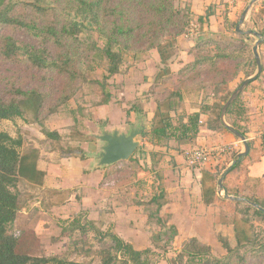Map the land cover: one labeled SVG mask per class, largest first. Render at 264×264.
Returning a JSON list of instances; mask_svg holds the SVG:
<instances>
[{"label":"rangeland","instance_id":"obj_1","mask_svg":"<svg viewBox=\"0 0 264 264\" xmlns=\"http://www.w3.org/2000/svg\"><path fill=\"white\" fill-rule=\"evenodd\" d=\"M67 1L15 0L19 4L36 5L44 9L65 7ZM173 1L178 10L189 14L191 21L180 37L169 36L165 39L162 45L167 58L165 63H162L157 49L139 44L134 37L130 51L124 53L119 74L109 77L107 62L97 61L92 52L86 65L85 81L74 97L55 112H51V108H54L58 97V79L44 84L40 81L43 77L40 73L35 74L37 81H32L35 71H28L26 67L10 64L0 58V93L19 84L22 87L32 84L31 89L52 93L49 108L42 112L39 119L26 107L23 118L0 124L3 132L23 141V154L33 150L38 152L37 166L44 173L40 185L23 180L19 186L23 210L18 215L15 230L21 248L29 254L55 255L80 263L98 264L97 252L111 248L112 243L109 239L96 238L92 231L86 238L79 239L77 236L70 239V218L78 214H82L81 218L86 215L93 221L98 232L112 231L137 250L147 251V257L153 264H178L179 253L193 238L210 246L213 255L221 258L225 252L220 239H227L234 247L236 229L249 230L242 221V209L223 197V192L221 195L218 186L221 176L215 180L214 173L205 171L212 166L209 165L211 161L226 155L224 149L230 150L232 142L228 140L216 139L217 144L212 148L201 145L199 141L190 146L168 142L155 147L141 136V145L132 160L120 162L115 167L97 165L96 158L104 145L97 137L115 129L129 133L141 125L147 128L145 133H148L154 124L157 100L162 105V112L166 113L168 105L164 99L170 94L182 93L183 101L177 103V111L172 113L173 120L177 122L178 117L189 116L201 109L206 113L202 117L205 125L207 120H214L217 116L216 106L221 100L245 80V75L241 73L234 81L215 92L212 78L203 75L194 80L185 79L182 73L195 61L216 53L210 38L219 40L227 14H230L232 21L239 22L243 10L252 0ZM260 4L262 0L254 5L240 27L252 51L258 40L246 32L255 30L249 18H253L252 12L257 7L260 10ZM209 9L215 15L205 19ZM49 14L46 15L48 20H56ZM28 15L36 14L28 12ZM201 17L204 20L200 22ZM139 20L137 17L136 23ZM85 24L87 29L81 35V40L96 45L98 50L105 47L106 41L99 37L91 25L88 26V22ZM1 32L9 34L7 28ZM229 37L235 42L240 41L235 35ZM246 70L253 74L257 71L250 67ZM250 91L242 94L248 96ZM106 94H110L107 103ZM135 109H140L141 114L136 115ZM226 122L230 125L232 119L226 118ZM243 128L245 131L248 128L249 133L245 137L249 141L254 137L252 124L247 128L244 125ZM48 132L57 134L59 140L48 137ZM233 138L230 137L231 140H237ZM238 142L239 150L243 152V144ZM195 146L216 150L200 167L201 176L184 166L187 164L186 152ZM77 148L80 153L79 150L75 151ZM140 148L144 151H139ZM118 170L122 171L119 175ZM136 172L140 177L142 175L138 183H135ZM109 173L113 175L107 179ZM132 187L138 190V193L134 191L137 193L135 197L143 205H136L137 201L132 199ZM210 187L222 197L218 202L207 204V190ZM161 191L165 192L166 202L160 214L163 222L159 223L158 218L149 221V214L155 215L156 212V206L151 205L150 200L154 195H160ZM254 224L264 229V222L256 220Z\"/></svg>","mask_w":264,"mask_h":264},{"label":"trees","instance_id":"obj_2","mask_svg":"<svg viewBox=\"0 0 264 264\" xmlns=\"http://www.w3.org/2000/svg\"><path fill=\"white\" fill-rule=\"evenodd\" d=\"M259 6L262 9L252 12L251 22L255 29L253 31H257L264 39V0ZM28 12L36 15L29 16ZM48 14L56 20H48L46 17ZM61 15L63 19L59 20ZM214 15L215 13L209 9L204 18L209 19ZM229 15L225 16L226 24L219 40L210 38L216 53L195 61L182 73L185 79L194 80L203 75L212 78L215 92L234 81L241 73L245 75V80L252 77L254 72H248L247 67L254 68L253 71L257 69L252 48L247 44L244 36L236 32L239 22L232 21ZM137 17L140 20L136 23ZM204 18L201 17L200 22ZM190 21L189 14L178 10L173 0H68L65 7L55 6L53 9L19 4L15 0H0V58L10 64L26 67L28 71H35L32 81L36 82L38 78L35 74L40 73L43 76L40 81L44 84L58 79L60 81L58 97L55 99L54 108H51V112H55L74 97L85 81L88 70L86 65L92 52L97 61L107 62L109 77L119 74L124 53L130 51L131 40L134 37L139 44L157 49L162 63H165L167 58L162 51L165 39L169 36L180 37ZM86 22L100 38L106 41L105 47L98 50L96 45H89L81 40V35L87 29ZM4 28L9 30V34L1 32ZM231 34L237 36L240 41L231 40L229 37ZM259 54L263 66L262 74L244 94L264 83V41L259 45ZM50 75L52 78H49ZM30 87H22L19 84L5 93L4 91L0 93V124L3 121L23 118L26 107L30 108L36 119H39L42 112L49 108L48 103L52 93ZM233 92L228 93L221 100L216 106L217 116L214 120H207L205 125L202 117L206 113L201 109L195 110L189 116L178 117L177 122L173 120L172 113L177 111V103L183 101L182 93L176 92L164 99L168 105L166 113L162 112V105L157 100L153 127L142 137H146L149 144L155 147H161L168 142L190 146L200 140L203 125L212 132L229 133L221 122V112ZM244 94L230 105L226 118L232 119L230 126L243 136H247L249 133L247 127L251 120L248 96ZM109 99L110 94H106L105 103ZM140 112V109L134 110L136 115L141 114ZM47 136L59 140V136L55 133L48 132ZM249 144L250 152L245 157L247 160H251L252 153L258 149L264 153V133L251 140ZM22 148L21 139L13 138L0 129V264H92L55 255L33 256L21 248L15 230L18 215L23 210L19 186L23 180L40 185L44 178V173L37 166L38 152L33 150L23 154ZM78 150L79 148L75 151ZM139 151L144 150L140 148ZM237 156L238 152L232 153L231 162L235 164L224 178L223 190L228 196L243 197L264 209V195H259L258 192L261 189L259 180L250 179L249 164L243 159L238 161ZM228 167L227 165L218 167L214 179H218ZM120 172L122 171L118 170L117 174L119 175ZM206 172L209 174L208 171ZM235 173L245 176V185L253 184L258 191L248 193V189H230L229 178ZM111 175L113 174L109 173L106 178L110 179ZM135 177L137 178L135 183H138L142 175L140 177L136 172ZM132 188H134L132 191L129 190L131 193L138 191L135 187ZM136 192L132 199L137 201L136 205H140L142 202H138L135 197L138 193ZM164 193L161 191L160 195H154L150 200V204L156 206V212L155 215L149 214V221L158 218L159 223L163 222L160 214L166 204ZM207 194V204L221 200L211 187L208 188ZM234 205L242 209L244 215L242 221L249 227L248 231L246 228L240 231L236 229V245L232 247L229 241L222 237L220 242L225 253L221 258H217L213 255L210 246L193 238L179 253L178 264H264V229L254 224L256 220L264 222V212L249 203L237 202ZM81 215L70 218V239L77 236L79 239L86 238V235L92 231L96 238L109 239L112 243L111 248L97 252L98 264H153L147 257L149 254L147 251L137 250L112 231L98 232L94 222L86 215L81 218ZM91 253L92 251L89 252Z\"/></svg>","mask_w":264,"mask_h":264},{"label":"water","instance_id":"obj_3","mask_svg":"<svg viewBox=\"0 0 264 264\" xmlns=\"http://www.w3.org/2000/svg\"><path fill=\"white\" fill-rule=\"evenodd\" d=\"M259 1L260 0H252L250 4L246 7L236 27V32L241 34L242 32L240 30L241 25L245 22L248 14L251 12L254 5L257 4ZM246 33L249 36H253L257 38L258 40L255 46L253 47V54L256 60V64H257V71L252 77L243 81L242 84L232 93L230 98L224 104L222 108V112H221V122L223 126L226 128L228 132L234 135L243 144L244 151L237 156L238 161L245 158L249 154L250 144L245 136H243L240 132H238L232 126L227 124L226 113L230 105L233 104L239 98V96L242 93H244V91L259 78V76L262 74V71H263V66H262V62H261V58L259 54V45L264 41V39L261 38L260 34L257 31L250 30ZM146 130L147 128L141 125L139 128L131 129L129 133L122 132L118 129H115L111 133L105 132L103 133L102 136H98L97 138L104 145L101 147V151L96 158L97 165L99 167L113 166L120 162L128 161L140 147L141 145L140 137L143 135V133H145ZM234 164L235 162H233L232 165L221 175V178L218 181V186L220 187L221 192L223 191L224 178L227 175V173L231 170ZM225 198L233 202H241V201L248 202L247 200L242 199V198L240 199V198L228 197L226 194H225ZM248 203L252 205L253 207L257 208L258 210H261L264 212L263 208L251 202H248Z\"/></svg>","mask_w":264,"mask_h":264},{"label":"crops","instance_id":"obj_4","mask_svg":"<svg viewBox=\"0 0 264 264\" xmlns=\"http://www.w3.org/2000/svg\"><path fill=\"white\" fill-rule=\"evenodd\" d=\"M256 12L259 11V7H257L255 9ZM249 21H251V17L249 18ZM248 107H249V114H250V120L252 124V135L254 137H252L251 139H249L248 142H250L251 140H254L258 137V135H262L264 133V83L261 85H258L256 88H253V90L251 89L250 93L248 94ZM227 132H222V133H217V132H212L210 130L207 129V127L205 126L204 128L201 129V134H200V140L199 143L201 145H205L211 148L214 147V145L217 144L216 139L220 140V141H230L231 143V148L230 150L226 153V155H222L219 156V158L215 161H211V163H209V165L212 164V166L210 168H208V170L206 169L205 171H208L209 173H215L218 167H223V166H231L232 162H231V156L233 152H238V155L242 152V149L239 150V140L232 135L231 133L226 134ZM230 135V137H234L237 140H231L230 137L228 136ZM233 138V139H234ZM218 147V145H217ZM256 148H258V145H256ZM216 149V148H213ZM243 161H247V163L249 164V173H250V179L251 180H259V184L261 189L255 187L253 184H249V185H245V179L246 177L240 174H233L230 178H229V188L233 189V190H243V189H248V193H254L255 191L259 192V195H264V153H262V151H260L259 149L257 151H254L252 153V159L251 160H247L246 158H243ZM185 163V162H184ZM184 166L186 167L187 170H191L194 172V174H197L199 176H201V172L200 171V167L197 168H193L188 166V164H184ZM108 167H115V165L113 166H108ZM202 167V166H201ZM228 167V168H229ZM204 171V170H203ZM199 172V173H197ZM201 181V180H200ZM199 181V183H200ZM241 181V182H240ZM225 181H223V185H224ZM223 194H226V191L223 190L222 191ZM221 192V195H222ZM217 197H220V194L218 195V192H216ZM227 195V194H226ZM228 196V195H227ZM222 197V196H221ZM220 197V198H221ZM225 197V196H223ZM228 197H233V198H237L234 196H228ZM238 198H242L245 199L243 197H238ZM246 200V199H245ZM229 201V200H228ZM229 202H233V201H229ZM233 203H237V202H233Z\"/></svg>","mask_w":264,"mask_h":264},{"label":"built area","instance_id":"obj_5","mask_svg":"<svg viewBox=\"0 0 264 264\" xmlns=\"http://www.w3.org/2000/svg\"><path fill=\"white\" fill-rule=\"evenodd\" d=\"M216 150H209L203 147L195 146L186 152V161L190 167H201L209 159V157L215 154ZM229 149H224V152L227 153Z\"/></svg>","mask_w":264,"mask_h":264}]
</instances>
